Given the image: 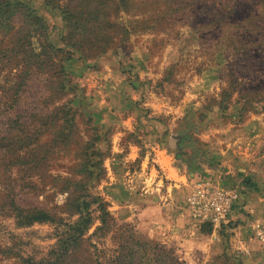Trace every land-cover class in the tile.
Instances as JSON below:
<instances>
[{
	"label": "rangeland",
	"instance_id": "374dc122",
	"mask_svg": "<svg viewBox=\"0 0 264 264\" xmlns=\"http://www.w3.org/2000/svg\"><path fill=\"white\" fill-rule=\"evenodd\" d=\"M90 4L66 45L67 9ZM106 29L114 46L82 58ZM187 89L204 121L239 103L264 112V0H0V264H244L228 251L244 208L215 230L184 206L185 254L140 226L141 200L130 219L115 198L152 130L145 104Z\"/></svg>",
	"mask_w": 264,
	"mask_h": 264
},
{
	"label": "crops",
	"instance_id": "0c3cea01",
	"mask_svg": "<svg viewBox=\"0 0 264 264\" xmlns=\"http://www.w3.org/2000/svg\"><path fill=\"white\" fill-rule=\"evenodd\" d=\"M189 92L187 89L178 101L154 96L145 104L154 108L146 120L153 123L152 130L143 134V146L132 145L127 151L126 161L139 158V169L126 172L125 184L119 186L115 198L124 193L130 219L135 213L131 204L141 200L140 226L152 235L167 233L170 245L186 254L187 238L195 230L183 211L191 179L217 170L222 174L244 173L251 183L246 188L239 178L242 188L247 189L242 196L245 210L239 213L241 221L230 238L228 251L242 254L244 264H264V112L249 111L239 103L226 110L218 107L206 112L204 121L189 105L202 98L200 90ZM126 120V125L134 122L133 117ZM125 129L130 131L131 126ZM122 134L124 131H119L115 136L120 138ZM142 149L141 155L138 151ZM114 168L118 186L122 183L118 163Z\"/></svg>",
	"mask_w": 264,
	"mask_h": 264
},
{
	"label": "built area",
	"instance_id": "2783aa9c",
	"mask_svg": "<svg viewBox=\"0 0 264 264\" xmlns=\"http://www.w3.org/2000/svg\"><path fill=\"white\" fill-rule=\"evenodd\" d=\"M227 175L205 174L191 179L190 193L184 201L191 220L215 230L228 226L237 209H243L242 187L233 185Z\"/></svg>",
	"mask_w": 264,
	"mask_h": 264
},
{
	"label": "trees",
	"instance_id": "16d2710c",
	"mask_svg": "<svg viewBox=\"0 0 264 264\" xmlns=\"http://www.w3.org/2000/svg\"><path fill=\"white\" fill-rule=\"evenodd\" d=\"M14 1H16V0H14ZM85 10L96 12L95 10H92L91 4H90V7H88V6L84 7L82 5H80V6L76 5V6H72V7L70 6L67 9V11H66L67 15H66L65 19H66V22H68V32H67V35L64 37V43L66 40V43H65L66 45H70L67 38H69L71 35L74 36L75 34H73V33H77L78 28L84 27L85 22L81 21L77 17L75 18L74 16L81 15ZM73 18H75V20ZM92 19H93V16L90 20L99 24L100 27L107 24L106 20L101 23L97 18H95L94 20H92ZM104 31H105L104 34L95 33V34L90 35V38L93 35L96 37L95 40H90L88 38V41L92 42V47L90 48L91 50L87 51V50H83V49H78V51H80V53H81L82 58H84V59L96 58V57L100 56L101 54L106 53V51L108 49H111L114 46V44L116 43L115 38H114V34L108 33V29H106ZM82 37L85 38L86 36H82ZM249 181L250 180L248 178H244V183L246 184V186H249ZM33 217L37 218L38 216L37 215L32 216V219H33ZM80 236H79V238H80ZM79 238H77L76 240L78 241Z\"/></svg>",
	"mask_w": 264,
	"mask_h": 264
}]
</instances>
